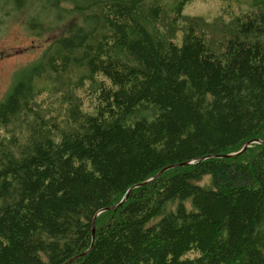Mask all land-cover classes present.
<instances>
[{
	"label": "trees",
	"instance_id": "1",
	"mask_svg": "<svg viewBox=\"0 0 264 264\" xmlns=\"http://www.w3.org/2000/svg\"><path fill=\"white\" fill-rule=\"evenodd\" d=\"M194 1L0 0L53 37L0 100V264H264V0L216 40Z\"/></svg>",
	"mask_w": 264,
	"mask_h": 264
},
{
	"label": "rangeland",
	"instance_id": "2",
	"mask_svg": "<svg viewBox=\"0 0 264 264\" xmlns=\"http://www.w3.org/2000/svg\"><path fill=\"white\" fill-rule=\"evenodd\" d=\"M246 1L249 0H196L186 7L184 15L190 20L199 22L201 27L208 30L206 37L212 38L214 37L213 29H220L223 20L229 23L228 18L231 11L239 14L246 10ZM176 36H179L180 43L182 35L177 32ZM52 38L50 35L43 38L34 37L25 29L23 18L15 17L10 7L5 9L1 6L0 100L10 87L15 71L39 58ZM217 38L218 36L212 39Z\"/></svg>",
	"mask_w": 264,
	"mask_h": 264
},
{
	"label": "water",
	"instance_id": "3",
	"mask_svg": "<svg viewBox=\"0 0 264 264\" xmlns=\"http://www.w3.org/2000/svg\"><path fill=\"white\" fill-rule=\"evenodd\" d=\"M254 142V141H253ZM250 144H247V145H245V147L240 151V152H242V151H244L245 150V148L247 147V146H249ZM240 152H238V153H240ZM237 154V153H236Z\"/></svg>",
	"mask_w": 264,
	"mask_h": 264
}]
</instances>
